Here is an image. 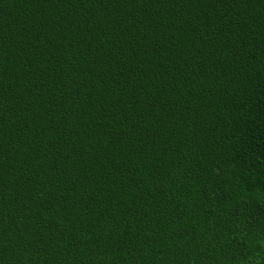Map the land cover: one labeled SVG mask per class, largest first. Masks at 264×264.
Returning <instances> with one entry per match:
<instances>
[{
  "label": "trees",
  "instance_id": "16d2710c",
  "mask_svg": "<svg viewBox=\"0 0 264 264\" xmlns=\"http://www.w3.org/2000/svg\"><path fill=\"white\" fill-rule=\"evenodd\" d=\"M0 264H264V0H0Z\"/></svg>",
  "mask_w": 264,
  "mask_h": 264
}]
</instances>
